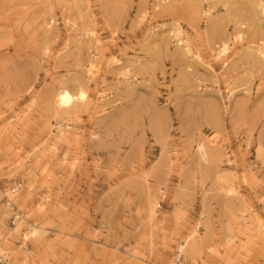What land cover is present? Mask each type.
I'll list each match as a JSON object with an SVG mask.
<instances>
[{
  "label": "rangeland",
  "instance_id": "obj_1",
  "mask_svg": "<svg viewBox=\"0 0 264 264\" xmlns=\"http://www.w3.org/2000/svg\"><path fill=\"white\" fill-rule=\"evenodd\" d=\"M262 261L264 0H0V264Z\"/></svg>",
  "mask_w": 264,
  "mask_h": 264
},
{
  "label": "bare ground",
  "instance_id": "obj_2",
  "mask_svg": "<svg viewBox=\"0 0 264 264\" xmlns=\"http://www.w3.org/2000/svg\"><path fill=\"white\" fill-rule=\"evenodd\" d=\"M72 97L70 96V94L62 91L57 96V104L59 106H67V105L71 104L72 99H73ZM34 232H35V230H34ZM31 233H33V232H31Z\"/></svg>",
  "mask_w": 264,
  "mask_h": 264
},
{
  "label": "built area",
  "instance_id": "obj_3",
  "mask_svg": "<svg viewBox=\"0 0 264 264\" xmlns=\"http://www.w3.org/2000/svg\"><path fill=\"white\" fill-rule=\"evenodd\" d=\"M257 264H264V261H262V262H259V263H257Z\"/></svg>",
  "mask_w": 264,
  "mask_h": 264
}]
</instances>
